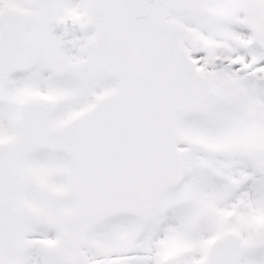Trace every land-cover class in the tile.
<instances>
[{
	"label": "snow or ice",
	"instance_id": "1",
	"mask_svg": "<svg viewBox=\"0 0 264 264\" xmlns=\"http://www.w3.org/2000/svg\"><path fill=\"white\" fill-rule=\"evenodd\" d=\"M0 264H264V0H0Z\"/></svg>",
	"mask_w": 264,
	"mask_h": 264
}]
</instances>
